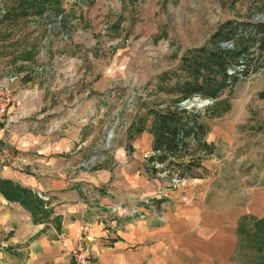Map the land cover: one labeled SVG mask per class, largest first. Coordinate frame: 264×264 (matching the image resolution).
Returning <instances> with one entry per match:
<instances>
[{
  "label": "crops",
  "instance_id": "obj_1",
  "mask_svg": "<svg viewBox=\"0 0 264 264\" xmlns=\"http://www.w3.org/2000/svg\"><path fill=\"white\" fill-rule=\"evenodd\" d=\"M44 69L48 78V67ZM48 83L41 84L37 96L25 93L21 98L23 106L37 97L46 105L34 115L37 119L28 124L19 121L24 115L7 111L6 125L0 127V180L32 194H22L20 203L0 193V264H72L71 250L83 234L94 264H241L234 259L235 230L242 217H264V182L257 187L231 182L233 172L211 162V154L201 162L205 176L165 191L163 203L138 206L132 215L137 201L154 195L160 184L138 173L139 150L150 153V134H126L135 163L92 166L89 143L95 126L86 122L89 106L75 95L66 105L63 97L51 95ZM55 98L56 105L49 108ZM141 113L142 107L137 115ZM218 115L198 118L213 151L229 142L237 119L219 121ZM34 199L40 201L39 209L33 207ZM119 204L125 209L120 217L111 213Z\"/></svg>",
  "mask_w": 264,
  "mask_h": 264
},
{
  "label": "rangeland",
  "instance_id": "obj_2",
  "mask_svg": "<svg viewBox=\"0 0 264 264\" xmlns=\"http://www.w3.org/2000/svg\"><path fill=\"white\" fill-rule=\"evenodd\" d=\"M18 1L0 0V75L14 73L20 81L15 90H23L17 92L20 103L8 112L24 115L19 121L31 124L37 119L34 115L47 108L39 97L23 106L22 95L37 96L47 80L51 95L63 97L66 105L72 95L79 96L90 108L85 110L90 112L86 122L95 126L89 143L92 166L108 162L115 167L125 164L124 160L135 161L129 156L133 145L125 134L127 125L141 111L142 101L175 97L158 90L156 82L162 71L176 70L186 49L203 44L226 19L264 21L256 18L264 13V0H31L36 3L26 13L19 12ZM191 24L197 34L192 33ZM182 33L185 38L180 37ZM248 51L252 66L248 75L238 74L217 98L192 109L207 119L218 113L219 121L237 117L229 142L218 144L209 159L225 173L233 172L231 182L257 187L264 182V98L257 94L264 89V50L254 41ZM54 100L49 108L56 105ZM139 152L138 173L160 184L154 195L137 201L132 215L138 206H156L157 201L160 205L166 199L165 191L186 182L175 184L164 174L153 176L144 168L148 152ZM111 213L120 217L125 209L119 204L111 207ZM246 242L243 239L242 246ZM256 256L253 248L242 247L234 259L260 264Z\"/></svg>",
  "mask_w": 264,
  "mask_h": 264
},
{
  "label": "trees",
  "instance_id": "obj_3",
  "mask_svg": "<svg viewBox=\"0 0 264 264\" xmlns=\"http://www.w3.org/2000/svg\"><path fill=\"white\" fill-rule=\"evenodd\" d=\"M35 3L19 0L16 7L19 12L26 13L25 9ZM254 41H258L259 48L264 50V21L237 22L226 19L211 31L203 44L185 50L176 70L160 73L156 88L175 97L169 101H157L156 98L142 101L143 113L130 120L125 131L129 137L143 130L150 134V153L145 157V167L149 173L153 176L164 174L167 180L205 176L201 162L213 152L212 144L204 138L206 127L198 120L200 116L196 111L180 107L177 102L192 96L213 100L237 80L238 74L246 77L252 67L248 49ZM224 42L230 43V46L222 45ZM169 79H172L170 85L163 86ZM257 94L264 98V89ZM0 193L7 200L20 201L22 194L32 196L30 192L5 180H0ZM32 205L39 209L40 201L34 199ZM235 233L238 239L236 252L242 247L253 248L257 254L255 261L264 264V217H242ZM243 239H247V242L242 246Z\"/></svg>",
  "mask_w": 264,
  "mask_h": 264
},
{
  "label": "built area",
  "instance_id": "obj_4",
  "mask_svg": "<svg viewBox=\"0 0 264 264\" xmlns=\"http://www.w3.org/2000/svg\"><path fill=\"white\" fill-rule=\"evenodd\" d=\"M222 45L229 46L230 44L224 42L222 43ZM16 79H17V76L12 72L0 75V127H3L6 125L5 116L10 106L17 105L20 103V99L17 95V91L15 90L16 88L14 86V83L17 82L18 80ZM186 99H189V98H186ZM206 100L207 101L205 103L210 102L211 99L207 98ZM181 101L182 100L177 102V105L180 107H183L186 109L200 108V106H196V107L182 106L180 105ZM160 106H163V105H160ZM168 181L177 184L179 182H183L186 180H177V179L171 178ZM86 241H87V237L85 236V234H83L80 238H78L77 243L71 250V254H70L72 264H94L93 256L91 254V251L88 245L86 244Z\"/></svg>",
  "mask_w": 264,
  "mask_h": 264
},
{
  "label": "water",
  "instance_id": "obj_5",
  "mask_svg": "<svg viewBox=\"0 0 264 264\" xmlns=\"http://www.w3.org/2000/svg\"><path fill=\"white\" fill-rule=\"evenodd\" d=\"M256 18H259L260 20H264V13L257 15ZM198 99H203L205 102L207 101L206 100L207 98H202L200 96H193L189 99H183L180 102V105L185 106V107L186 106H193V107L200 106V105L195 104L196 100H198Z\"/></svg>",
  "mask_w": 264,
  "mask_h": 264
},
{
  "label": "bare ground",
  "instance_id": "obj_6",
  "mask_svg": "<svg viewBox=\"0 0 264 264\" xmlns=\"http://www.w3.org/2000/svg\"><path fill=\"white\" fill-rule=\"evenodd\" d=\"M204 103H205V101L203 99L196 100V102H195V104H197V105H202Z\"/></svg>",
  "mask_w": 264,
  "mask_h": 264
}]
</instances>
